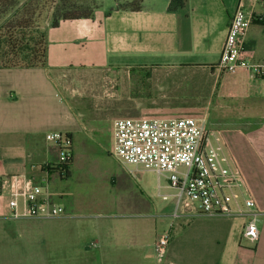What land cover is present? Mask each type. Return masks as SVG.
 I'll list each match as a JSON object with an SVG mask.
<instances>
[{
	"label": "crops",
	"instance_id": "crops-1",
	"mask_svg": "<svg viewBox=\"0 0 264 264\" xmlns=\"http://www.w3.org/2000/svg\"><path fill=\"white\" fill-rule=\"evenodd\" d=\"M131 1L118 0L121 4ZM95 2L97 9L90 19L47 27L45 67L0 68V177L17 176L44 188L67 178L53 168L58 149L46 140L50 133L71 138L74 159L69 176L72 174L75 135L81 133L84 123L66 92L68 79L101 71L122 76L127 70L150 68L175 73L205 71L210 84L203 97L197 83V108L206 109L200 119L205 128L207 123L222 128L216 133L211 130L216 134L220 160L243 182V200L235 201L233 207L253 203L249 211L257 214L259 239L252 243L243 237L249 214L227 217L189 213L174 220L172 201L162 199L169 203L160 207L154 194L141 191L127 209L138 211V215L130 213L121 220L97 223V243L91 246L99 250L97 259L87 255L85 264H139L137 254L147 247L154 249L160 235L170 229L167 263L158 264H264V77H255L248 69L228 73L218 68L240 0H185L184 7L175 12L168 10L171 0H144L137 12L115 9L117 0ZM242 3L253 17L243 37V48L249 63L259 64L264 61V0ZM77 103L80 107L83 102ZM159 186V193L170 190L166 183ZM154 210L158 212L156 220ZM71 218L50 220L65 222ZM40 220L10 218L7 198H0L1 223ZM110 254L114 255L112 263L107 260Z\"/></svg>",
	"mask_w": 264,
	"mask_h": 264
},
{
	"label": "rangeland",
	"instance_id": "rangeland-1",
	"mask_svg": "<svg viewBox=\"0 0 264 264\" xmlns=\"http://www.w3.org/2000/svg\"><path fill=\"white\" fill-rule=\"evenodd\" d=\"M16 1L17 5L11 9L0 4V27L28 0ZM46 6L49 8L50 3ZM47 8L37 17L34 30L28 31L25 42H31L32 37L50 26L52 18ZM4 35L6 31H0V37L4 38ZM17 37L21 36L17 34ZM3 51L2 44L0 58ZM208 76L207 72L197 69L175 73L150 68L127 70L122 76L101 71L68 79L66 92L84 125L81 133L75 135L72 174L56 180L55 184H47L45 189L73 220L0 222V264H85L87 255L97 259L99 250L91 246L97 243L94 229L98 222H114L130 213L138 215V211L127 209H130L128 204L133 197L140 196L141 191L154 194V200L161 203L160 207L169 203L161 201L162 196L173 191L162 189L159 193L158 189L160 182L166 183L164 177L147 171L143 172L144 175H131L111 154L113 122L122 118H204L206 109L197 108V83L201 85L203 97L210 84ZM78 101L83 102L80 107ZM205 129L221 165L231 171L220 160L215 141V131L222 128L207 123ZM112 177H115L114 182ZM239 182L242 186L241 179ZM240 191L241 187L233 190L235 201L243 200ZM153 213L156 220L158 212L154 210ZM137 256L139 264H158L152 248L147 247ZM144 257L148 260L144 261ZM107 260L112 263L114 255L110 254Z\"/></svg>",
	"mask_w": 264,
	"mask_h": 264
},
{
	"label": "built area",
	"instance_id": "built-area-1",
	"mask_svg": "<svg viewBox=\"0 0 264 264\" xmlns=\"http://www.w3.org/2000/svg\"><path fill=\"white\" fill-rule=\"evenodd\" d=\"M253 22L242 0L236 8L220 54L218 68L235 73L248 69L253 76L264 77V61L251 64L243 48V37ZM111 154L134 175L139 170L164 177L173 191L164 194V201L174 204L173 219L186 214L204 216H247L243 237L255 243L260 236L258 217L249 210L251 201L244 208L233 207V190L241 187L238 177L224 168L212 146L204 121L194 117L181 118H122L113 122ZM46 140L58 149V162L54 170L66 175L67 166L73 162V146L63 133L47 134ZM160 187V186H159ZM233 195V198H232ZM7 198V209L12 219H62L69 215L56 204L47 190L31 180L14 176L0 177V198ZM171 231L163 232L154 244L159 263H167V249Z\"/></svg>",
	"mask_w": 264,
	"mask_h": 264
},
{
	"label": "trees",
	"instance_id": "trees-1",
	"mask_svg": "<svg viewBox=\"0 0 264 264\" xmlns=\"http://www.w3.org/2000/svg\"><path fill=\"white\" fill-rule=\"evenodd\" d=\"M143 2L144 0H133L121 4L117 0L115 9L137 12L142 9ZM49 3L50 7L47 8L46 5ZM0 4L6 9H11L17 5V1L0 0ZM184 5L185 0H171L168 10L175 12L182 9ZM46 8L52 18L50 27L57 28L64 21L90 19L97 9V4L95 0H28L24 2L0 27L1 32L6 31L5 37H0V48L2 44L4 46L0 68H43L46 66L48 50L46 30L32 37L31 42H25L28 31L34 30L37 17ZM17 34L21 37H17ZM71 164L67 166L66 177L69 176Z\"/></svg>",
	"mask_w": 264,
	"mask_h": 264
}]
</instances>
